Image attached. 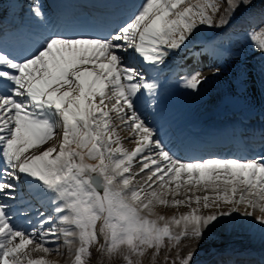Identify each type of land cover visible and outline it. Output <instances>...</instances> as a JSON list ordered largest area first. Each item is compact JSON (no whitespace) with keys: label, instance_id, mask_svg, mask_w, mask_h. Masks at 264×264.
<instances>
[{"label":"snow or ice","instance_id":"obj_1","mask_svg":"<svg viewBox=\"0 0 264 264\" xmlns=\"http://www.w3.org/2000/svg\"><path fill=\"white\" fill-rule=\"evenodd\" d=\"M252 2L227 0L216 22L218 0H142L102 34L50 31L35 38L26 55L0 48V197L16 199L23 175L56 205L54 216L41 213L24 229L0 199V264H58L47 254L61 246L72 254L70 264H89L93 249L96 264L105 256L140 264L149 250L154 261L166 241L176 248L185 238L202 240L233 213L264 225V155L178 157L143 110L145 93L154 105L159 85L132 62L138 56L163 65L199 26L222 27ZM30 11L45 17L39 0H31ZM252 38L264 51V27ZM207 79L192 71L184 87L198 90ZM161 206L188 211L166 216L157 212ZM29 246L45 255L32 258ZM195 255L193 248L177 259L194 264Z\"/></svg>","mask_w":264,"mask_h":264},{"label":"bare ground","instance_id":"obj_2","mask_svg":"<svg viewBox=\"0 0 264 264\" xmlns=\"http://www.w3.org/2000/svg\"><path fill=\"white\" fill-rule=\"evenodd\" d=\"M136 1L142 2V0ZM90 2L98 3L96 0H90ZM218 2L220 4V8L215 14L214 20L216 15H225V9L228 7L227 0H218ZM30 3L31 0H0V24H9V20L15 19L16 22L20 21V23L24 24L26 21H28L29 23H35L34 26H39V19L35 18L30 11ZM120 3H124V1L120 0L116 2L114 6H119V10L122 13H130L131 5L130 7H125L123 4L120 5ZM222 3H224V7ZM259 3L260 6H264V0H259ZM101 5L102 4H99V6ZM253 8L256 7L254 6ZM105 9V11H107V15L109 16L110 13L111 16V11L107 10L109 8ZM95 10H97V8ZM20 14H23L24 16ZM247 14H250V11L248 12L243 10L239 15L246 16ZM46 16L48 19L52 18L51 14H46ZM29 17L30 19H28ZM122 17H124V14L116 16L112 22H115L116 19H121ZM263 18L264 16H260L259 18L256 17L251 19L249 16L247 20L250 21L238 20L236 22L234 20L230 21L229 19L228 23L219 29L201 25L193 34V36H197V34H199L201 38H191L190 42H187L186 47L182 46L181 49L174 50L163 65L152 66L150 64H145L138 56L132 57V62L137 66L142 67L145 74L149 78L155 79L159 85L158 89L156 90L154 105L151 103V98L147 96V93H145V96L142 98V100L149 101L148 106H146V108L149 110V113H146L148 120L151 122L153 121L152 126L156 127L157 129H161V132H163L164 136L169 135V137H172L171 140L174 141L177 140L181 135H185L183 132H193L198 136H202L203 124L201 121L203 120V117L201 116L203 115H207L209 117L217 116L218 120L220 121V125L226 123L240 129V132H226L223 130V127L220 126L221 128H216L214 131L207 132L205 136L202 137L201 141V143H204L205 145L197 149L194 147L191 149H189V147L184 149L183 152H185V158L194 157L197 152H202L200 154H209L208 157L214 155L215 152L216 154L219 152H227L216 151V146L222 145L228 146L227 148H231L230 152H233V150H239L238 152L254 150L258 152L257 150L263 148L260 146L257 148H255L256 146H254V148H249L248 146L250 145L245 146V142L240 140V138L245 137V139H249V143H253L255 145L259 139H264V125L260 124H264V122L259 116L260 111L255 112L253 110L254 108L252 109L251 107H256L257 104H262V102L264 104V51H260L256 41L252 38L253 32H259L260 28L264 27V25L261 23ZM89 20L93 26L97 25L94 17H90ZM112 22L110 20V23L108 22V24L111 26ZM59 24L61 28V20L59 21ZM82 24H89V22H82ZM100 25L101 24L99 22V26ZM260 25L261 27L258 28ZM35 32L43 33L39 29H35ZM229 33L231 36H229ZM211 35L215 36L214 40H210ZM2 37L4 36L0 34V39ZM228 37L239 39L246 45L244 44L243 46L240 44H229ZM7 39L8 38H4V41H0L1 48L4 49L5 46H13L16 44H13L11 40ZM217 42L232 47L234 49L233 51H235L238 56V58L235 59L237 61L232 60L231 63L230 61H227L225 51L221 49L219 45H217ZM31 44L32 42H27V46H32ZM259 59L261 60L258 61ZM247 60H249V62H247ZM215 67H219L221 69L217 75L212 74ZM192 71H200L203 76L208 77L207 81L200 87L201 92H199V95L196 96L194 94L196 97L190 93L191 89L184 87V78L187 77V75ZM229 81L232 82L236 87L244 86L241 95H237V93H232L231 95L228 94L229 92H227V85H229ZM253 92L256 95H251ZM240 101L245 107L240 113L245 114H240L238 112H223V106L226 105L228 108H231L235 103H240ZM167 112L173 113V118L167 116ZM248 113L251 115L250 117L246 115ZM255 118L257 120H255ZM127 135V129L121 132L122 137ZM236 141L239 142V144L234 145ZM123 142L125 147L129 149L133 147V144L130 141L124 140ZM165 142L166 141H164V143ZM240 144L242 145L240 146ZM234 157L240 158V156ZM3 198L6 199V197H0V199ZM54 199V196L40 191L29 182L26 176L21 175L20 181L17 182L16 199L9 201L7 200L6 202L11 205L10 211L12 215L21 212L15 216L13 215L14 223L18 227L30 229L32 225H36L42 218L40 215L41 213H43L44 217H47L48 215H55L54 209L56 205L53 203ZM244 210L245 206L241 205L240 212L242 213ZM186 211H188L186 206H181L179 208L161 206L157 208L158 213L166 216L184 213ZM208 211L209 210L206 209V212ZM260 214L261 213L259 210H256L255 215ZM20 222L23 223L21 224ZM210 229H216L217 231L218 229L226 230L225 232L228 234L237 233L241 230H247V234L253 233L251 234L252 237H250L251 235L247 236L252 238V240H255V246L258 244H264V225L257 222L253 217H245L240 213H233L229 217H222L220 222L217 223L215 227H211ZM76 246L77 245L75 244L73 245L74 248ZM255 246L253 244L252 247L255 248ZM262 246L264 247V245ZM31 248L32 246H29L28 251L31 252L32 258L35 259L45 255L39 251L33 252L31 251ZM257 248L262 250V247ZM70 256H72V254H70L63 246H61V252L54 251L47 254V258L49 260L57 261L58 264H67L70 260H68ZM259 256L260 255L258 254V257ZM261 258L264 261V255L261 256ZM208 260L203 264H263L261 263L262 261H253L248 256L242 255V253L240 255L223 254L219 257L209 260V262Z\"/></svg>","mask_w":264,"mask_h":264},{"label":"rangeland","instance_id":"obj_3","mask_svg":"<svg viewBox=\"0 0 264 264\" xmlns=\"http://www.w3.org/2000/svg\"><path fill=\"white\" fill-rule=\"evenodd\" d=\"M254 1L255 0H253V2ZM253 2H252V4H253ZM222 5L224 7V3H222ZM245 8L246 7H242L240 9H238L233 14V16L230 18V21L231 20H234L235 18L236 19L237 18L239 19V17H240V19H245L244 17L239 16V13L242 10H245ZM221 16L222 15H216V17H215L216 22H218L220 20ZM261 23H262V25H264V18H263V20H262ZM259 27H261V25L258 26V28ZM216 28H218V27H215V29ZM205 33H208V32H205ZM195 37L196 38H201V36L199 34H197V36H193L191 38L193 39ZM228 42L229 43H232L234 45L240 44V45H243L244 46V44H245L244 42H242V41H240L238 39H234V38H228ZM228 50L231 51V53L228 51L230 53V56L228 58H230L229 61L231 63V61L237 59L238 56H237L236 52L233 51L234 50L233 48L228 47ZM260 51H262V50L260 49ZM239 60H240V58H239ZM260 60L261 59H259L258 61H260ZM235 61H237V60H235ZM247 62H249V60H247ZM228 84L229 85H227V87H228V91L227 92H229L228 93L229 95H231L232 93H237V95H241V93L243 92V87L244 86H238L236 88V86H234V84L232 82H230V81L228 82ZM199 92H201L200 88L198 90H190V93H192L193 95L195 94L196 96L199 95ZM195 95H194V97H196ZM251 95H256V94H254V92H253ZM235 107H239V109L241 110L244 106L241 104V101H240V103L239 102L238 103H235ZM251 107L254 108L253 110H257V108H258V107H253V106H251ZM94 162L95 161H89V163H94ZM226 208L227 207H225V206L222 205V209L223 210H226ZM202 211L206 212V209H203ZM213 211H215V209H213ZM215 230L216 229H214V230L213 229H209L208 232L206 231V233L204 235V238L201 241L188 240V238H185V239H183L180 242L179 246L176 247V248H171V245H169L168 242L166 241L165 242L166 243V247H164L163 249H161L160 254L158 255L159 257L157 256L155 258V260L153 261L152 252L154 250H149L143 257L139 258L140 259V264H165V257H168L169 264H170V261L171 260H174V259L177 260V264H179V260L177 259V257L178 256H182V255H186V253L189 250H191V249H193L195 247H196V255L194 256V259L197 258L198 260H202V262H200V264L205 263L208 259L211 260V259H213L215 257H219V256H221L223 254H227V255H240L241 253L244 256H248L253 261H257V262L262 261L261 263L264 264V261L261 258V256L264 255V251H263L264 250V247L262 246L264 244H258V245L255 246V243H256L255 240H252V238H250V237H252L251 234H253V233H250V234L248 233L247 234V230H244V231L241 230L240 232L233 233L235 235L234 236L233 234H228L227 232H225L226 230H219L218 229V231L216 230L217 232ZM245 232H246V234H245ZM247 235H251V236L249 237ZM193 244H194L195 247L193 246ZM253 244H254L255 248L252 247ZM257 247H260V248L262 247L261 248L262 250H259ZM170 249H171V251H170ZM166 250H167V252H166ZM258 254L260 255L259 257H258ZM98 257H99V253H97L95 251V249H93L92 258H91L89 264H96V261H97V258ZM71 259H72V256H70L68 258L69 262L67 264L70 263ZM133 259L135 260L136 258L134 257ZM209 260H208V262H209ZM103 264H123V257L117 256V257L109 258V257L105 256V257H103Z\"/></svg>","mask_w":264,"mask_h":264}]
</instances>
